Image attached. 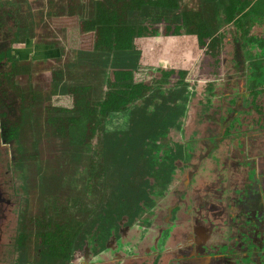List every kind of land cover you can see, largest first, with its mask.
<instances>
[{"label":"flooded vegetation","instance_id":"1","mask_svg":"<svg viewBox=\"0 0 264 264\" xmlns=\"http://www.w3.org/2000/svg\"><path fill=\"white\" fill-rule=\"evenodd\" d=\"M228 6L229 12L234 3ZM250 7L248 0L245 9ZM16 8L0 5V264H38L35 224H27L25 235L19 226L28 199L23 191L28 176L19 174L18 164L42 160L36 154L26 159L19 143L20 131L31 125L25 115L27 119L37 108L38 98L25 95L18 86L19 77L26 75L19 68H34L33 61L14 51L22 40ZM245 14L236 16L232 10L228 16L209 15L215 22L210 31L184 24L183 18L177 22L173 15L157 20L133 41L140 52L138 69L108 71L106 88H129L139 82L150 87L128 110L110 115L105 128L125 134V139L136 131L143 135L142 146L152 152L155 163V189L135 222L123 220L102 233L92 227L84 239L78 228L72 245L50 264H226L228 257V264L236 262L234 257L264 264V55L257 52L264 48V18L261 33H256L255 26L243 29V21H251ZM52 96L38 99L44 102V115L49 116L48 107L71 109L50 105ZM24 121L18 137H10ZM78 188L84 193L82 185ZM13 217L16 234L8 237L15 238L4 239ZM225 234L228 238L222 241ZM128 238L133 249H127ZM211 242H235L234 255L221 253L216 258L220 262H212L200 250ZM191 246L197 251L189 255L186 249Z\"/></svg>","mask_w":264,"mask_h":264},{"label":"trees","instance_id":"2","mask_svg":"<svg viewBox=\"0 0 264 264\" xmlns=\"http://www.w3.org/2000/svg\"><path fill=\"white\" fill-rule=\"evenodd\" d=\"M220 6V0H199L197 11L188 12L182 0H91L84 7L89 18L79 12L77 23L81 33L78 36L82 41L79 48L75 47L74 61L71 58L66 66L70 81L54 83L49 92L50 95L72 96L74 106L71 109L47 108L50 109L47 120L50 133L75 149L60 156L61 161L62 158L66 161L54 172H49L52 169L48 165L45 168L41 179L47 183L42 187L45 202L39 211L34 214L28 211L29 200L25 199L20 212L22 235L27 233L28 223L35 224L38 239L35 247L40 254L38 264H50L62 250L66 251L74 242L78 228L84 239L85 234L92 232V227L100 233L108 232L121 221H133L143 212L150 190L155 189L152 152L142 146L144 137L139 131L125 139V134L106 132L105 123L110 115L128 110L150 87L139 82L129 88H106L108 71L114 69L121 73L125 69H138L140 52L133 41L157 20L173 15L177 22H182L183 18L184 24H197L210 31L215 22L209 15L218 12ZM18 28L19 34L27 33L26 27L19 24ZM84 39L87 47L94 45L93 50L81 49ZM69 48H73L70 43ZM82 65L89 70L80 78ZM23 71L20 68L19 72ZM25 124V121L19 123L10 137H18L17 130ZM18 166L24 173L30 168L29 162ZM61 166L74 167L86 175L84 193L79 191L76 178L69 174L70 169L60 170ZM90 192L99 195L97 204L86 199Z\"/></svg>","mask_w":264,"mask_h":264},{"label":"rangeland","instance_id":"3","mask_svg":"<svg viewBox=\"0 0 264 264\" xmlns=\"http://www.w3.org/2000/svg\"><path fill=\"white\" fill-rule=\"evenodd\" d=\"M87 4H90V2L87 1ZM27 9H28V11H27ZM32 9H35V11H34L35 13L43 12V11H41V7H38V9H37V8H33L31 6H28L26 8L25 6H22L21 4H19V6L16 8V10H17L16 13H17L19 24L22 25L23 27H26V29H28V30H27V33H21V39H22V40H20L21 44H16L15 46L21 47L22 45H24V43L26 42L25 41L26 37H24L25 34H27V37H29L31 39V43L33 45L38 44L39 45L38 47H40V48L46 44L47 45L51 44V45L55 46L56 45L55 42L58 41L59 39H57V38L49 39V38H52L53 36L56 37L57 36L56 34H60V29L56 27L57 22H55V24H54V22H51L50 24H48V22L44 23V20H42L43 16L40 17L37 15L35 17V20L34 19L28 20L29 14L31 13ZM45 9H46V7H45ZM49 9H51V8H49ZM53 9L51 11L53 13H56L57 15H62L61 13L63 11H66V7H63V6H57L56 8H53ZM254 9L255 8H253L251 5V7H250L251 17L250 18L252 21H254L256 19L253 17L254 16ZM79 12L84 13L85 14L84 16L86 18H89L87 16H90L88 12H85L84 7H81L80 10H78V13ZM30 17H31V15H30ZM215 21L217 22V20H215ZM54 25H55V27H54ZM193 25L194 24H192L191 26H193ZM74 27L78 30V32L80 31L81 26H80L79 22L76 24L73 23L71 25V27L68 28V33H67L68 35L72 34V33H70V30L73 29ZM222 30L226 31V30H228V28L226 27V28H223ZM64 31H66V30H64ZM63 41L65 44H64V47L62 49V53H61L62 55H60L62 57L59 59V61L56 60V62L58 61L56 63L57 65H55V63H53V62L48 63L47 60L50 56L42 55V53H40L39 54V60H41V62L38 61V63H36L35 66L32 64V68H34V70H24L23 71V74H26V75H22L19 77L20 84H18V86L20 87L19 88L20 91L22 89L23 92H26V93H24L25 95H34L38 99H42L43 96L47 97L49 92H51L53 90L54 83H56L59 80H62L64 78L66 81H68V82L70 81L69 79H67V78H69L70 71H66V66H67V64L71 58L74 61L73 55H75L74 52H77V49H75V47H78L79 44H77V39L75 37L73 38V36H71V37L68 36V39H63ZM69 43L73 47L72 49L69 48L70 51L67 49ZM83 45H84V47L86 46V41H84ZM25 46L23 48H25ZM28 47L29 46H26V48H28ZM31 48H32V46H31ZM73 49H74V51H73ZM87 49H89V48H87ZM256 50H257V48H256ZM20 51H22V50H20ZM58 51H59V49H58ZM69 52H72V53H69ZM257 52H258V54L264 55V48H261L260 51H257ZM20 64L21 63H19V65H18L19 67H20ZM28 66H26V68H29ZM35 67L38 69H36ZM19 70H20V68H19ZM80 70H81V72H80L79 76L81 78V75L85 76L87 74V70H89V69H88V67L85 68L82 65V68ZM197 72H202V70H198ZM206 72H210V71H206ZM254 82H256V81H254ZM21 84H23V85H21ZM49 96H50V94H49ZM38 99H37V102H35L38 104V105H35V107H37V108L36 109L33 108L31 110V112L29 111L27 113V119H26V115H25V120H30L31 125H25L22 128L23 132L20 131V133H19V135L21 134L20 139H19V143L25 149L26 159H28L29 155L35 156V154H36L39 157V159L42 160L37 165L36 164L31 165L30 164V168L27 167V169L25 171V173L28 176V179H26L27 180L26 184L28 185V187L23 191L26 192L27 196H28V200H29L28 208H30L31 212H34V213L38 212L40 207L43 206V204L45 202V200H43V194H42V192L45 189L42 190V187L44 185L47 186V183L42 182V180H41L42 176H44L46 173L45 168L48 165V168L52 169L49 172H54L56 170V168H58L60 163H63L66 161L63 158H62L63 161H61L60 156H64L66 153H68L69 150H71L68 147V143L64 139H61L57 136L55 137V136H53L52 133H50L52 130L47 127V120H48L47 117L48 116L44 115L42 112L43 107H44V105H43L44 102L40 101ZM50 99H49L50 105L51 104L52 105L53 104L61 105L62 107H67V108H72V106H73L72 96H61V94L58 93V94H56V96L53 95L52 97H50ZM28 107L29 106L27 105V108ZM59 169L64 170V171H66L67 169H70L69 174L73 175L76 178L78 187L82 185V191L84 190V179L86 178V175L83 174V172L77 173V171H79V170H77L71 166L70 167L61 166ZM25 173L22 171L19 172V174L21 176L22 175L24 176ZM23 184H24V180H23ZM156 196H153V197L155 198ZM98 198H99V196L95 193H93L92 196H90V197H86V199H88V201H90V203H93V204L94 203L97 204V201L99 200ZM156 201L158 202V200H156ZM15 221L16 220L13 217L12 220L10 221V223L8 224V227H7L8 231L6 232V236L4 237V239L8 238V239L13 240L15 238V236H12V237L9 236L8 237V233L9 234L13 233V235L16 234L15 230L17 228V223L15 224ZM134 222H135V220H134ZM230 230H232V229L230 228ZM32 232L35 233V230ZM227 238H228V235L225 234V236H222V239H223L222 241L226 240ZM229 241L232 242V240H230V239H229ZM126 242L130 245V246H127V249L128 248L133 249V242L129 238L126 239ZM218 242H219V238L217 239V243ZM235 242H238V240H235ZM235 242L234 243H227V245H221V246L216 245V243H214V242L205 243V244H202L200 246V248H201L200 250L203 254H205V255L207 254L208 258H212L211 259L212 262L217 263L218 261L220 262V260H218L216 258L219 257L221 253L231 251L234 255V251L236 250V243ZM230 244H231V246H230ZM147 246H149V245H147ZM125 249H126V246H125ZM175 249H172V252H174ZM31 250H33V246L31 247ZM186 250H189L188 251L189 255H192V254H194L193 251H197V248L193 249V246H191L190 248H187ZM129 252H131V251H129ZM174 254H176V253H174ZM232 258H233V256H232ZM229 259L230 258L228 257L227 258L228 262H226V264L231 263ZM238 259H239V257H234V260L236 261L234 264H250V262H248L246 260V258L243 259L244 262H240L242 260H238ZM218 264H225V263H218Z\"/></svg>","mask_w":264,"mask_h":264},{"label":"crops","instance_id":"4","mask_svg":"<svg viewBox=\"0 0 264 264\" xmlns=\"http://www.w3.org/2000/svg\"><path fill=\"white\" fill-rule=\"evenodd\" d=\"M87 1L90 2L91 0H0V5L2 4H6V5H15L16 7L19 6V4H21L22 6H25L26 8L28 6H31L33 8H37L41 7V11L43 12H37L35 13V9L31 10V13L29 14V18L28 20H35L36 15L37 16H43L42 20H44V23L48 22V24H50L51 22H57V28L60 29V34H56V37H52L49 39H54L57 38L59 39L58 41H56V45L53 46L51 44H46L44 46H42L41 48L38 47L39 45H33L31 43V39L29 37H26V42L24 43V45H22L21 47L19 46H15L14 50L15 53L19 55V57L21 59H30L31 61H33V65L35 66L36 63L41 62V60H39V54L42 53V55H48L50 56L48 58V63H55V65H57L56 63L59 61V59L62 57L60 55H62V49L64 47V41L63 39H65L66 37L64 36L63 32L64 30H66L68 32V28L71 27V25L73 23H77V20L79 18V13L77 10H75L76 8L78 10H80L81 7H87L89 4H87ZM202 1V0H201ZM18 4H17V3ZM229 2L234 3V9L233 11H235L236 16H240L243 17L246 14L245 13H249L250 17H251V11L250 9H245L247 6V2L248 0H220V10H218V12L213 14V17L216 18L217 14H223L228 16V4ZM182 3H184L186 5V7H188V12L189 11H194L196 9H198V3L199 0H182ZM202 3V2H201ZM246 5H245V4ZM17 4V5H16ZM251 5L254 9V18H256L254 21H250V19H245L243 21L244 27L243 29H248L252 26H255L253 29H255L254 31L257 33H261L259 28L261 27L262 23H263V18H264V0H251ZM57 6H63L66 7V11H63L61 14L62 15H57L56 13H53L51 10L53 8H56ZM46 7V9H45ZM51 8V9H49ZM54 10V9H53ZM75 10V13H74ZM28 11V9H27ZM197 11V10H196ZM73 12V13H72ZM231 15V12L229 13ZM31 15V17H30ZM224 18V17H223ZM222 18V19H223ZM227 20V18L225 19V21ZM221 23V22H220ZM264 25V24H263ZM55 27V25H54ZM18 29V28H17ZM19 31V29H18ZM78 32V30L74 27L73 29L70 30V37L73 36V38H77L76 34ZM51 37V36H50ZM259 37V36H258ZM29 46L28 48H26V46ZM25 46V48H23ZM32 46V48H31ZM53 47V48H52ZM59 49V51H58ZM22 50V51H20ZM58 57V58H57ZM56 60H58L56 62ZM38 66V65H37ZM38 69V68H36Z\"/></svg>","mask_w":264,"mask_h":264}]
</instances>
